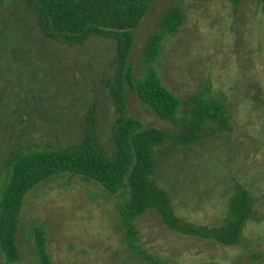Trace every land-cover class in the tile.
<instances>
[{
  "label": "rangeland",
  "instance_id": "obj_1",
  "mask_svg": "<svg viewBox=\"0 0 264 264\" xmlns=\"http://www.w3.org/2000/svg\"><path fill=\"white\" fill-rule=\"evenodd\" d=\"M180 3L185 21L157 62L164 85L178 97L205 82L227 97L231 129L191 148L164 147L154 179L171 198L177 216L219 225L236 185L253 199L255 220L243 228L244 244L221 245L167 229L148 211L137 220L141 244L179 264H264V4L242 0H159L140 26L130 62L140 69L145 42L162 13ZM112 41L92 36L66 46L41 35L19 0H0V185L3 161L19 149L79 143L86 113L94 109L96 131L113 152L114 106L103 80L111 72ZM128 113L145 125L175 134L127 92ZM119 195L78 175L61 174L24 198L16 241L19 260L40 264L31 225L47 231L52 264H133L116 204ZM0 264H6L0 253Z\"/></svg>",
  "mask_w": 264,
  "mask_h": 264
},
{
  "label": "trees",
  "instance_id": "obj_2",
  "mask_svg": "<svg viewBox=\"0 0 264 264\" xmlns=\"http://www.w3.org/2000/svg\"><path fill=\"white\" fill-rule=\"evenodd\" d=\"M31 14L41 35L66 46H82L92 36L112 41L115 53L110 75L103 80L116 118L112 127L113 152L108 153L96 131L94 109L87 111L79 143L19 149L3 161L0 185V253L6 264L19 260L16 234L23 201L41 183L61 174L78 175L102 186L123 201L116 204L127 251L133 264H179L150 253L142 244L137 220L155 212L170 231L221 245L244 244L243 228L255 220L253 199L240 185L229 197L219 225L189 222L176 215L170 195L154 179L157 156L166 146L191 148L231 129L227 97L205 82L186 97H178L161 80L157 62L165 44L177 36L185 21L182 4L167 8L145 42L140 69L130 55L137 29L159 0H19ZM237 7L242 0H227ZM264 4V0H258ZM133 93L155 116L176 128L168 134L147 126L128 113L127 92ZM31 237L40 264H52L47 231L37 222Z\"/></svg>",
  "mask_w": 264,
  "mask_h": 264
}]
</instances>
